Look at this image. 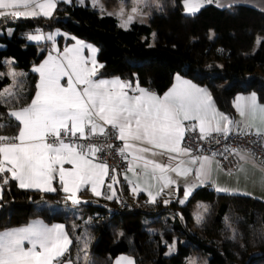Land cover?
<instances>
[{"label":"trees","instance_id":"obj_1","mask_svg":"<svg viewBox=\"0 0 264 264\" xmlns=\"http://www.w3.org/2000/svg\"><path fill=\"white\" fill-rule=\"evenodd\" d=\"M120 1L103 0L105 7ZM159 3L147 22L134 21L127 28L114 15L74 0L58 3L50 18H0V92L14 93L6 104L0 101V124L5 125L0 135L17 133L8 112L28 104L35 91L31 67L48 46V41H27L37 29L58 28L93 43L103 65L97 76L119 75L160 94L179 73L206 87L227 114H232L231 99L238 92L253 90L264 100V39L256 43L257 35L264 34V11L206 3L185 14L182 0ZM55 188H20L9 179L2 186L0 229L35 217L61 222L71 241L61 260L73 264H111L119 254L132 256L134 264H183L190 256L206 264H264V201L259 198L218 193L204 185L182 205L177 196L165 204L162 198L150 203L142 195L127 199L129 206L105 197L73 204ZM199 201L207 212L195 223L191 210ZM172 242L175 251L165 253L164 243Z\"/></svg>","mask_w":264,"mask_h":264},{"label":"snow or ice","instance_id":"obj_2","mask_svg":"<svg viewBox=\"0 0 264 264\" xmlns=\"http://www.w3.org/2000/svg\"><path fill=\"white\" fill-rule=\"evenodd\" d=\"M207 2L211 3L212 0ZM184 4L189 12L198 10L197 4L190 0H184ZM55 7V0H0V18H35L41 15L50 18ZM138 12V8L132 9L133 14ZM120 15H123V10ZM133 18L134 15H129L121 26L126 27ZM36 31L37 34L27 38L33 41L45 38L39 29ZM47 39L54 42L53 35H48ZM72 39L76 40L74 46L65 47L62 53L54 48L56 56L49 53L39 66L33 68L34 72L39 73L40 79L30 104L8 112L17 122L19 131L14 136L0 135V193L3 184H7L9 179L18 181L20 188L55 192L57 189L53 186V181L58 177L60 190L67 194V199L73 204L81 203L78 192L82 185H90L94 195L102 196L104 193L100 188L109 175V166L106 162L96 160L97 154L103 152L105 146L80 141L114 136L123 142L119 155L126 160L128 156L132 157L127 172L132 173L135 179H130L125 174V180L132 186L134 194L147 191L150 203H156L157 197L165 188L177 184L167 173L187 177L194 172L198 183L185 185L184 199L179 200L180 204H184L196 187L211 179L214 170L212 157L192 156L191 149L182 147L186 131L196 127L193 125L189 129L184 122L195 121L201 139H206L213 132L227 135L233 122L216 112L211 94L206 88L184 80L179 75L175 77L177 84L163 97L141 88L138 82L133 88L131 82L119 78L95 79L98 69L103 67L95 59L97 49L75 37ZM85 47L92 53L90 67L88 61L81 56ZM11 75L15 77L16 73ZM65 78L66 85L62 83ZM130 91L138 94L130 95ZM13 95L11 89H5L0 92V101L6 104V97ZM237 101H244L243 104H237L241 116L264 121V106L257 103L255 93L248 97H237ZM217 115L219 120H216ZM213 120H216L215 126ZM221 121L224 122L223 126ZM4 127V124H0V130ZM245 127L252 128L254 125ZM256 135L264 133L257 129ZM107 147L112 148L113 145L108 144ZM154 148L175 153V156H169L170 160H176L180 156L190 158L187 161L180 159L175 166L160 164L143 155L152 152ZM237 155L247 162L245 155L239 152ZM215 163L218 168L219 163ZM66 164L71 167L65 168ZM197 164L199 166L195 169L190 166ZM253 166H256L255 161ZM137 168H141V171L138 172ZM115 171L112 169L113 173ZM5 173L10 174V177L4 176ZM142 177H150L163 183L153 194L150 187H141ZM111 180L113 183L119 182L115 175ZM113 183L107 184L111 192L105 196L108 200L116 196ZM178 188L177 185V190ZM216 190L228 191L221 187ZM164 203L168 204L170 201L165 200ZM201 219L197 214V223ZM25 242L30 247H25ZM70 244L64 225L49 227L42 221L35 220L25 227L0 231V264H65L61 258ZM168 247L167 254L175 251V243ZM67 264L71 262L68 261ZM127 264H134V261L128 260Z\"/></svg>","mask_w":264,"mask_h":264},{"label":"crops","instance_id":"obj_3","mask_svg":"<svg viewBox=\"0 0 264 264\" xmlns=\"http://www.w3.org/2000/svg\"><path fill=\"white\" fill-rule=\"evenodd\" d=\"M74 1H75L76 4L87 5V6H90L92 8H95L97 10L106 12L108 14H112V15H114L117 18L118 22H119V17L117 15L118 14L120 15V13H121L120 11L121 10H123V13H124V11L128 12L130 10V8H133V0H131V2H129V3L128 2H124L123 3V0H121V2H119L117 5L110 6V7H105V4H104L103 0H74ZM40 2H43V0H40ZM55 2H56V7H57L58 3H60V2L69 3L68 0H55ZM155 2L156 3L153 6H150V8H148V9L145 8L144 9V11H145L144 15H146L147 18L150 15V10L151 9L159 8V6H160L159 0H156ZM190 2L197 4L198 10L203 5L208 3L207 0H190ZM211 3L214 4L216 7H219V8H225V7H229V6H232V5L243 4V5H248V6L254 7V8L258 9V10L264 11V0H212ZM56 7H55V9H56ZM136 8H139V7H136ZM54 10H53V12H54ZM182 10H183V12L185 14H193V13L198 11V10H196L195 12H189L185 8L184 0H182ZM53 12H52V14H53ZM124 14L120 15V16L127 17V14L126 15H124ZM133 21H135V20H132V22ZM131 23H129V24H131ZM122 28H124V27H122ZM125 28H127V27H125ZM8 30H9V28H8ZM40 31L42 32V35L45 38L39 40L38 42H40V41H48V46H47V50H46L44 56L41 58V60H39L36 64H34L31 67L32 71H33L34 67L39 66L48 57L49 53H51L53 56L57 55V52L54 51V48L59 49V51L62 53L65 47H72V46H74L76 44V40L72 39V37H75V36H73L70 33L65 32V31H63L61 29L56 28V29H53L52 31H47V32H43L42 30H40ZM34 32H36V31H34ZM34 34H36V33H34ZM48 35H53L54 42L52 40H48L47 39ZM75 38L78 39V40L83 41L86 45H91L92 47L97 49V47L93 43H91L89 41H85V40L80 39L78 37H75ZM262 39H264V34L257 35L256 43H257L258 40H262ZM33 42H37V41H33ZM81 56L85 60L88 61V66L90 67L91 66V58H92V53H91L90 49L87 48V47L83 48L82 51H81ZM95 59L97 60L98 64H101L99 62V60L97 59V52L95 54ZM34 73L36 74V84H35V91L33 93L32 98L35 95V92L37 90L36 89V85H37V83L39 82V79H40L39 73H37V72H34ZM177 75H179L184 80L191 81L192 83L196 84L197 86H199L201 88H206L203 85H200V84L196 83L195 81H193V80H191V79H189V78H187V77H185V76H183V75H181L179 73H175L173 75V79H172V82L169 85V87L165 91L160 93V94L156 93L154 90L149 89L146 86H141V85H139V86L141 88H144V89L152 92V93H155L158 96L163 97L165 93H167L170 89L173 88L174 85L177 84V81L175 80V77ZM115 78H119L122 81L131 82L132 85H133V88H135L136 83L134 81H132L130 79H124V78L120 77L119 75L96 76L95 77V79H107V80H112V79H115ZM62 83L66 85V83H67L66 78L64 80H62ZM208 92L210 93L209 90H208ZM252 93L256 94L257 103L259 105H261V106H264V100H260L258 98V95H257V93L255 91L250 90V91H246V92H238L231 99L232 114H227L225 112H222L217 107V105L215 104V102H214V100H213V98L211 96L212 102H213V106H214L216 112L219 113V114H223L224 116L228 117V119L233 122L229 126L230 129H232L234 126H239V127L243 128V129H246V130H249V131H252V132H256V130L259 129L262 133H264V121H262L260 119L252 120V119H250L247 116H241L240 110L237 107L238 103H240V104L244 103V101H239L238 102L237 101V97H241V96L242 97H248ZM129 94L130 95H136L138 93L130 91ZM31 99L28 102V104H30ZM28 104H26L25 106H27ZM219 119H220V117H219V115H217L216 120H219ZM216 120H213V122H212L213 126H215ZM184 123L189 129H191L193 125H196L195 130L199 131V127H198V125L196 124L195 121H185ZM223 123L224 122L221 121V126H223ZM249 124L254 125V127L246 128L245 125H249ZM18 131H19V128H18ZM18 131H17V133H18ZM261 136H262V139L264 141V135H261ZM122 147H123V142L120 141V148H122ZM152 153H155V154H152ZM143 155H145V157L147 159L153 160V161L158 162L160 164H172L173 166H175V164L178 163L180 159H183V160L187 161L190 158L188 156H180V157H177L176 160H170L169 156L170 155L171 156H175L176 154L175 153H168L165 150L158 149V148H154V149H152V152L145 153ZM191 155L192 156H196V157L207 156V155H194V154H191ZM247 158H248L247 162H245L244 160H241L239 165L231 172H226V171H224L222 169L217 168V165H216L215 160L213 158V160H214L213 169L214 170L212 172L211 179L209 181H207L205 184L200 185V186L207 185L210 188H212L215 192H218L216 190L217 187L226 188V189H228V191H226V192H218V193L249 195V196H252V197L259 198L262 201H264V170L262 168H260L256 163H255L256 166H253V161L249 157H247ZM131 159H132V157L128 156V159L126 160L127 163H126L125 168L122 169L119 173H112L111 171H109V175L107 177H105L104 185L101 186V188H100V191L103 192L104 195L96 196V195H94L92 193L90 185H82L80 191L78 192L79 199L81 201H85L86 199H90V198L105 197L106 195H110L111 192L108 190L107 184L113 183L112 180H111V177L113 175H115L119 182L118 183H113V189L116 192V196L113 199H117L118 202L120 203L119 199H120V197L122 195H125L127 199H129V198L130 199H134L135 197H138L139 195H142L144 197V199L149 202L150 198L148 196V192L147 191H139L137 194H134L132 192V190H131L132 186L124 178L125 174H126L130 179H135L133 177L132 173L127 172V168L129 166V161H131ZM96 162H101V161L96 160ZM141 165H142V162H141ZM190 166L193 169H195L199 165L197 164V165H190ZM70 167H71V165H67V164L65 165V168H70ZM241 168H243V170H241ZM137 171L138 172L141 171V168H137ZM5 174L10 177V174H8V173H5ZM167 175H169L173 180H175L177 182V184L176 185H171L169 188H165L163 190V192L157 197V199L162 198L163 201H165V200L171 201L173 198H175L177 196L178 203H179V200L184 199V188H185V185L198 183L196 181V179H195L194 172H193V174H190L187 177H180V176H177L175 173H172V172L167 173ZM157 176H159V172H157ZM15 183L19 186L18 181H15ZM140 183H141V187H143V188H149L150 187V190L152 191V193L155 194L157 189L161 186V184L163 182L151 179L150 177H142ZM177 185L179 186L178 190H177ZM53 186L54 187L59 186V188H60V184L58 182V177H57L56 180L53 181ZM200 186H198V187H200ZM198 187H196V188H198ZM26 189L36 190L34 188H26ZM64 194H66V193H64ZM196 203H198V202H196ZM180 205H182V204H180ZM35 220H40L44 224L48 225L49 227H51L52 225H55V224L64 225L63 223L58 222V221L47 223L44 220H42L41 218L35 217V218H31V219L27 220L26 222H24L22 224L0 229V231L10 230V229L19 228V227H25V226H27L28 224L32 223ZM64 231L66 232L65 227H64ZM25 247H30V245H28L27 242H25ZM128 260L134 261L133 257L130 256V255L119 254L113 259L111 264H117L118 261H120V264H127ZM62 261H64L65 264H67V262L70 261V260L65 259V260H62ZM71 264H73V263L71 262Z\"/></svg>","mask_w":264,"mask_h":264},{"label":"built area","instance_id":"obj_4","mask_svg":"<svg viewBox=\"0 0 264 264\" xmlns=\"http://www.w3.org/2000/svg\"><path fill=\"white\" fill-rule=\"evenodd\" d=\"M80 142L104 145V151L97 154V160L106 162L109 171L112 172V169H115V173H119L125 168L126 159L119 155L120 141L114 136L93 137L90 141ZM108 144L113 145V147L108 148ZM182 147L191 149V154L207 155L214 158L215 162L219 163L218 168L226 172L233 171L241 162L237 152L249 157L264 170V141L262 136L239 126H234L227 135L223 132H213L206 139H201L200 132L195 129L186 131ZM119 201L128 204L125 195H122Z\"/></svg>","mask_w":264,"mask_h":264},{"label":"rangeland","instance_id":"obj_5","mask_svg":"<svg viewBox=\"0 0 264 264\" xmlns=\"http://www.w3.org/2000/svg\"><path fill=\"white\" fill-rule=\"evenodd\" d=\"M156 0H133V8L134 7H139L138 9H139V12L137 13V14H133L132 13V9L133 8H130V10L128 11V12H125L124 11V15H126L127 14V17L129 16V15H134V18H133V20H135V21H137V22H147L148 21V18H147V16L146 15H144V13H145V11H144V9L145 8H150V6H153L156 2H155ZM121 2V1H120ZM124 2H131V0H124L123 1V3ZM122 11V10H121ZM120 11V12H121ZM118 13V12H117ZM118 17H119V25L121 26L122 24H124V22L127 20V17H123V16H120L119 14L117 15ZM134 22V21H133ZM130 25V24H129ZM128 24H127V26L126 27H128L129 26ZM122 27V26H121ZM125 28V27H124ZM34 33H36L37 34V31L36 32H33V33H30L29 35H35ZM40 33L42 34V32L40 31ZM28 35V36H29ZM27 41H29V42H33V40H29L28 38H27ZM38 42V41H37ZM126 201L128 202V200H127V198H126ZM130 205V203L128 202V204H127V206H129ZM200 205H204L205 207H200ZM205 208H206V210H205ZM192 215H193V219H194V222L195 223H197V220H196V215L197 214H199L201 217H202V219L204 218V216H205V213L207 212V206H206V204H204V203H202V202H198V203H195L193 206H192ZM201 219V220H202ZM201 222V221H200ZM173 244V242L172 243H164V252L165 253H168L169 252V245H172ZM82 247H83V249H85L86 248V244L85 243H83L82 244ZM83 255H85V252L83 253ZM183 264H206V261H205V259H203V258H198V256H190V257H187L185 260H184V263Z\"/></svg>","mask_w":264,"mask_h":264}]
</instances>
